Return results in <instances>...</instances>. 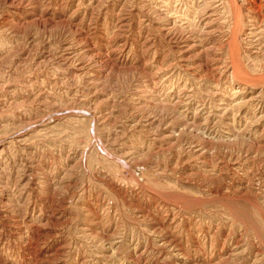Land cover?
Segmentation results:
<instances>
[{
    "label": "rangeland",
    "instance_id": "1",
    "mask_svg": "<svg viewBox=\"0 0 264 264\" xmlns=\"http://www.w3.org/2000/svg\"><path fill=\"white\" fill-rule=\"evenodd\" d=\"M0 264H264V0H0Z\"/></svg>",
    "mask_w": 264,
    "mask_h": 264
},
{
    "label": "bare ground",
    "instance_id": "2",
    "mask_svg": "<svg viewBox=\"0 0 264 264\" xmlns=\"http://www.w3.org/2000/svg\"><path fill=\"white\" fill-rule=\"evenodd\" d=\"M234 32V31H233ZM201 33V32H200ZM239 70V69H238ZM239 73V72H238ZM237 75V74H236Z\"/></svg>",
    "mask_w": 264,
    "mask_h": 264
}]
</instances>
